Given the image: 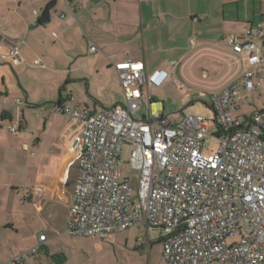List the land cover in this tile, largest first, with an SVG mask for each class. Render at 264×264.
<instances>
[{
    "label": "crops",
    "instance_id": "crops-1",
    "mask_svg": "<svg viewBox=\"0 0 264 264\" xmlns=\"http://www.w3.org/2000/svg\"><path fill=\"white\" fill-rule=\"evenodd\" d=\"M212 1L0 0V264L38 245L41 235L46 242L24 264H133L127 249L130 229L146 232V246L142 237L140 243L136 239L138 247L147 249L145 264H164L163 245L154 250L152 229L144 224L105 241L67 233L80 149L75 145L77 125L54 106L73 98L77 109L98 113L124 103L115 64L126 60L144 62L148 74L162 68L171 73L152 91L151 100L144 92L135 117L145 103L147 113L138 120H149L158 111L165 115L164 103L153 92L163 90L179 66L184 81L175 83L186 98L188 90L201 96L210 88L215 95L239 81L244 65L238 69L229 61L235 54L226 38L263 21L264 0H222L217 13ZM50 4L48 21L41 24ZM228 4H237V13L232 8L227 15ZM92 45L99 49L95 54L89 51ZM14 46L22 61L11 60ZM201 61L218 76L210 87L192 84L185 76L189 64ZM204 72L206 80L209 73ZM18 99L23 105H17ZM158 241L162 244L161 233Z\"/></svg>",
    "mask_w": 264,
    "mask_h": 264
},
{
    "label": "built area",
    "instance_id": "built-area-1",
    "mask_svg": "<svg viewBox=\"0 0 264 264\" xmlns=\"http://www.w3.org/2000/svg\"><path fill=\"white\" fill-rule=\"evenodd\" d=\"M226 43L235 54L229 61L238 69L244 65V72L209 101L219 130L213 136L220 140L213 155H204L209 121L202 116L189 114L179 122L158 111L149 120L136 119L144 92L151 100L152 91L169 79L166 68L148 74L144 62L115 64L125 101L112 109L80 110L73 98L54 106L77 125L81 142L68 234L105 241L144 224L160 231L164 264H264V111L237 113L240 101L264 89V20ZM89 51L99 49L92 45ZM11 60L22 61L17 46ZM175 66L170 64L172 72ZM125 144L132 147L130 163L138 172L137 202L132 178H122ZM46 240L41 235L38 245L3 264H24Z\"/></svg>",
    "mask_w": 264,
    "mask_h": 264
},
{
    "label": "rangeland",
    "instance_id": "rangeland-1",
    "mask_svg": "<svg viewBox=\"0 0 264 264\" xmlns=\"http://www.w3.org/2000/svg\"><path fill=\"white\" fill-rule=\"evenodd\" d=\"M213 2V1H212ZM222 0H214L212 3V7L214 11L217 13L223 6H222ZM234 8V14L237 13L238 8L237 4L234 5H227L226 6V14L229 15V10ZM241 9V7H240ZM232 11V10H230ZM221 13L219 12L218 16L221 17ZM229 17V16H227ZM223 48V46L221 47ZM223 50H227L223 48ZM228 51V50H227ZM191 66V64H189ZM186 67V77L193 81L192 84L198 85V86H204L205 88L208 86L210 87L212 80L216 79L218 76L214 70V68L210 65H206L204 62H198L190 66ZM177 75L172 79L168 85H165L163 90L161 91H154L153 97L155 100H160L164 103L165 115H171L175 114L178 117V120L182 121L184 116L186 115H199L205 118L207 121H209V129H208V135L205 137V148H204V155H213L216 153L219 145L220 140L216 138L213 135H216L219 130L217 125L215 124V114L214 111L209 107V101L211 99V96L214 94V92L211 91L210 88L208 90H204V95L201 96H195L192 94L190 95V98L186 100V94L183 90H178L177 84L175 83V79L179 81H184L183 77L181 76L180 70L181 67H177ZM204 71H208L209 76L208 79L203 80L201 78L203 73H206ZM210 85V86H209ZM203 87V88H204ZM193 88V87H192ZM195 89V88H193ZM190 94V93H189ZM183 96L186 98L185 102L183 101ZM241 110L239 111L240 114L248 115L250 116L254 111L263 110L264 111V92H254V95L249 99H244L243 103L240 105ZM147 113V105L146 103L143 106V112L137 114V118L139 119L142 114ZM180 125V124H179ZM131 152L132 147L128 144H125L122 148L121 156H120V164L122 168V178H132L131 187L133 189V196H132V202H137V189H138V172L134 169H132L130 158H131ZM129 236H130V244L128 246L129 254H130V260L133 264H145L147 261V257H145L146 248L141 249L138 247L139 244L136 245V239H139V237H142L144 239V246H146V240L147 235L145 230L143 229H130L128 230ZM160 237V231L158 230H152L151 232V238L155 242V251L162 250V244H159L158 239ZM239 237H236L234 240H229V243L232 241H237ZM122 249H126V246L123 244L121 245ZM219 264V263H214Z\"/></svg>",
    "mask_w": 264,
    "mask_h": 264
},
{
    "label": "trees",
    "instance_id": "trees-1",
    "mask_svg": "<svg viewBox=\"0 0 264 264\" xmlns=\"http://www.w3.org/2000/svg\"><path fill=\"white\" fill-rule=\"evenodd\" d=\"M53 5L50 4L48 5V7L45 9L42 17L40 18L39 22L41 24H44L46 21H48V15H49V11L52 9ZM210 107V106H209Z\"/></svg>",
    "mask_w": 264,
    "mask_h": 264
},
{
    "label": "water",
    "instance_id": "water-1",
    "mask_svg": "<svg viewBox=\"0 0 264 264\" xmlns=\"http://www.w3.org/2000/svg\"><path fill=\"white\" fill-rule=\"evenodd\" d=\"M75 145L78 146L79 148H81V142L80 143L79 142H76Z\"/></svg>",
    "mask_w": 264,
    "mask_h": 264
}]
</instances>
